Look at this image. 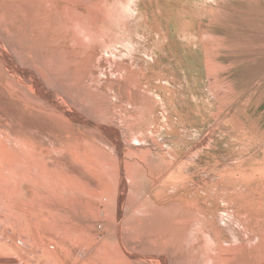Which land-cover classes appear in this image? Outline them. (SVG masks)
Here are the masks:
<instances>
[{"label":"rangeland","instance_id":"374dc122","mask_svg":"<svg viewBox=\"0 0 264 264\" xmlns=\"http://www.w3.org/2000/svg\"><path fill=\"white\" fill-rule=\"evenodd\" d=\"M0 264H264V0H0Z\"/></svg>","mask_w":264,"mask_h":264},{"label":"bare ground","instance_id":"6f19581e","mask_svg":"<svg viewBox=\"0 0 264 264\" xmlns=\"http://www.w3.org/2000/svg\"><path fill=\"white\" fill-rule=\"evenodd\" d=\"M29 30H30V29H29ZM24 48H25V47H24ZM37 48H38V47H37ZM17 49H18V47H17ZM29 49H30V48H29ZM34 49H35V48H34ZM35 50H36V49H35ZM39 50H40V49H39ZM44 51H46V49H44ZM49 52H50V51H49ZM48 55H49V54H48ZM146 238H147V237H146ZM144 239H145V238H144ZM139 242H140V241H139ZM134 245H135V247H137V248L141 246V245H139V244L136 243V242L134 243ZM133 253H135V252H133ZM135 255H136V254H135ZM138 255H139V254H138ZM138 255H137V256H138ZM140 257H141V256H140ZM231 260H232V259H231ZM237 263H238V262H237Z\"/></svg>","mask_w":264,"mask_h":264}]
</instances>
